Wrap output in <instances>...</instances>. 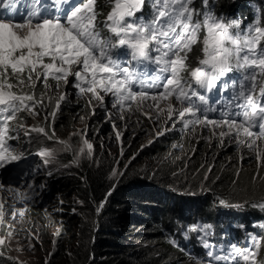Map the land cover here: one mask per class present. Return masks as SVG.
Listing matches in <instances>:
<instances>
[{
	"label": "clouds",
	"instance_id": "clouds-1",
	"mask_svg": "<svg viewBox=\"0 0 264 264\" xmlns=\"http://www.w3.org/2000/svg\"><path fill=\"white\" fill-rule=\"evenodd\" d=\"M81 2L71 0L73 5ZM192 7L200 13L195 18L202 20L205 11L203 0H194ZM208 10L227 19H240L241 29L253 23L257 15L264 25V0H209ZM96 11L97 28L107 38L110 33L103 21L110 11L108 0H97ZM150 14L151 8L145 0L143 11L138 12L137 17L148 19ZM204 34L202 30L201 41ZM201 48L202 43H198L189 53L188 63L191 67L197 66L198 58L202 57ZM238 77L239 73L234 70L226 79ZM73 84L74 78L70 77L67 86L61 85L58 91L45 93L44 106L36 107L38 114L21 111L14 120L9 121L8 136L12 138L7 143L22 154V159L0 172V182L5 184V188H19L31 199L13 200L12 193L0 190V199L6 205L14 203L17 211L14 218V209H5L4 222L0 225V237L5 238V244L0 245V264H55V254L60 252L62 243L60 238L67 232L63 230V221L68 223V215L79 214L84 207L81 198H72V194L69 198L65 197V201L57 203L52 184L66 174H76V170L86 165H100L109 155L114 160L107 177L113 178L101 198L93 199L95 228L90 242L94 243L96 234L103 231L99 215L107 211L108 199L117 186L116 182L122 179L126 171H132L138 180L133 185L141 187L135 229L141 231V242L146 251L144 256L140 252L134 253L131 258L117 264H223L209 257V251L214 256L226 255L230 245L241 249L252 248L251 237L264 238V208L259 206L264 204V178L257 190H254L255 183L251 185L248 178V169L253 168L254 179L264 166L259 164L253 152L237 147L234 141L227 138L222 145L219 136L213 135L210 130L211 126L185 128L176 117L168 120L164 114H160L157 119L154 110L149 111L147 107L138 110L134 104L131 110L127 106L123 110L114 108L110 95H105L103 106L94 99L89 103L90 94L78 95ZM43 92V84L38 83L36 95ZM60 92L66 93L67 99L56 110L55 99ZM49 95L52 96L51 103ZM223 95L230 98V90ZM220 97L218 85L216 91L210 94V103L215 104ZM173 104L178 106L175 101ZM53 111L55 117L52 116ZM80 114L83 120L72 124L76 132L69 133L67 139L60 135L71 127L70 122L75 115L80 117ZM209 118H218V113H210ZM84 122L86 127L79 131ZM33 127H44L48 136L54 133V138L50 140L44 134L31 131ZM78 132L84 136L92 135L93 138L88 140L94 150L92 157L81 155L76 161L78 149L83 146L79 140L84 138L83 135L76 136ZM59 140L68 141L70 150H63V146L56 142ZM159 141L160 144L153 150L148 149ZM117 145L122 152L116 149ZM44 148L55 150V156L48 164H44L43 158L38 155ZM147 162L154 164L157 169L164 165L160 168V176L154 172L144 174ZM167 165L170 167L167 168ZM193 165L206 167L201 177L189 174ZM229 165H235L238 182L231 192H221L215 188V180ZM215 166L221 168L209 183L210 169ZM166 170L167 177L161 178ZM27 185L32 187L28 188ZM221 200L226 204H221ZM20 209L24 210L23 216L18 214ZM86 216L85 212L82 213L84 220ZM149 228L154 229L150 231ZM202 237L213 247L205 248L201 243ZM17 242L20 247L26 245L34 251L35 261L16 258L18 254L13 253L9 245ZM46 242L50 243L49 248L45 247ZM138 242V239L135 240V243ZM77 250V256L67 254L60 258L62 261L58 264H105L106 257L102 251L89 249L88 256L84 258V252L78 247ZM257 264H264V245L259 249Z\"/></svg>",
	"mask_w": 264,
	"mask_h": 264
},
{
	"label": "snow or ice",
	"instance_id": "snow-or-ice-1",
	"mask_svg": "<svg viewBox=\"0 0 264 264\" xmlns=\"http://www.w3.org/2000/svg\"><path fill=\"white\" fill-rule=\"evenodd\" d=\"M108 2L110 11L103 23L110 35L105 38L97 28V0L77 5L71 0H0V172L22 159L7 143L12 138L9 121L21 111L38 114L36 107L44 106L45 93L67 86L70 77L78 95L90 94L89 103L94 99L103 106L105 95H110L114 108L131 110L134 104L138 110H154L157 119L160 114L168 120L176 117L185 128L211 126L222 145L225 138L234 141L264 166V25L260 16L241 29L240 19L209 11V0H203L202 20L195 18L200 13L192 7L194 0H147L148 19L137 17L145 0ZM198 43H202V57L191 67L189 53ZM234 70L239 77L226 79ZM38 83L45 90L39 96L35 93ZM218 85L221 97L210 103ZM229 90L227 98L223 93ZM66 99L67 94L60 92L55 109ZM48 100L51 103V95ZM210 113H218V118H209ZM31 131L54 138L44 127ZM56 142L63 150L71 148L68 141ZM82 145L76 161L81 155H93L94 146L87 138ZM38 155L48 164L55 150L44 148ZM0 190L12 193L13 200L31 199L19 188H5L3 182ZM6 207L14 209V218L17 215L14 203L6 205L0 199V225ZM18 214L23 216L24 210ZM251 239L252 248L230 245L226 255L214 256L212 251L208 255L223 264H257L264 238ZM201 243L213 247L203 237ZM4 244L5 238L0 237V245Z\"/></svg>",
	"mask_w": 264,
	"mask_h": 264
},
{
	"label": "trees",
	"instance_id": "trees-1",
	"mask_svg": "<svg viewBox=\"0 0 264 264\" xmlns=\"http://www.w3.org/2000/svg\"><path fill=\"white\" fill-rule=\"evenodd\" d=\"M158 144H160V141L155 142L148 149L153 150ZM113 160L114 157L109 155L107 160H103L98 166L95 164L86 165L76 170V174H66L53 182L52 189L56 196L54 200H57V203L65 201V197L69 198L72 194V198H81V203L84 207L79 214L68 215V223L65 220L63 221V230L67 232L60 238L62 243L60 252L57 251L55 254V264H58L59 259L67 254L72 257L77 256L75 253V251H78L77 247L84 252V258L88 256L89 249L102 251L106 257L105 264L120 263L126 258H131L134 253L140 252L142 256L146 254L145 247L141 242L142 233L135 229V213L139 211L138 208L140 207L138 197L141 194L139 191L141 187L133 185L138 180L132 171H126L121 176L122 179L116 182L117 186L113 188L108 199L107 211L103 213L104 215H99L103 231H99L96 234L94 243L90 242L91 233L95 228L93 225L95 219L94 208L92 207L93 199L101 198L102 194L109 188V184L111 185L113 177H107V172L111 170L109 167ZM162 166L164 165H160V168H163ZM169 167L170 165H167V168ZM160 168L157 169L154 164L147 162L144 174L148 175L150 172H154L155 175L160 176L162 172V170L160 172ZM205 168V166L198 167V165H193L189 174L201 177ZM220 168V166H215L210 169V177L207 182L210 183ZM252 171L253 168L248 169V178H250L251 185L255 183L254 190H257L262 186L264 167L261 169L262 172L260 171L254 179L252 178ZM235 172V165L226 167L221 172L220 177L216 178L215 188L221 192H231V189L238 182L237 178H235ZM167 175L168 170L161 175V178L162 176L167 177ZM84 212L87 215L85 220L82 217ZM153 229L149 228L150 231ZM137 239L139 242L135 243Z\"/></svg>",
	"mask_w": 264,
	"mask_h": 264
},
{
	"label": "rangeland",
	"instance_id": "rangeland-1",
	"mask_svg": "<svg viewBox=\"0 0 264 264\" xmlns=\"http://www.w3.org/2000/svg\"><path fill=\"white\" fill-rule=\"evenodd\" d=\"M81 115V114H80ZM81 120H83V115H81L80 117L78 116V115H75V117L71 120V122H70V124H71V127L70 128H67V129H65V132L64 133H60V135H62V136H64L66 139L69 137L68 135H69V133H71V132H76V128L74 129V127H73V125L72 124H76V123H79ZM86 123L84 122V126H82L80 129H79V131H83V129H84V127H86ZM77 126V125H76ZM79 135H83L81 132H78V133H76V136H79ZM84 136V135H83ZM105 136V135H104ZM89 137V138H88ZM84 138H87V139H92L93 137H92V135H89V136H84ZM107 138H110L109 136H107ZM83 139V138H82ZM82 139L81 140H79L80 141V143L82 144ZM89 141V140H88ZM90 143H91V141H89ZM118 151H120L119 149H118V145H117V148H116ZM120 152H122V151H120ZM50 245V243L49 242H46V244H45V247H50L49 246ZM9 247H10V250H11V248L13 249V253H16V254H18L17 256H16V258H20L21 259V257H23L25 260H29V261H35V258H36V255H35V253H34V251L31 249V248H28L26 245H23V246H19V243L17 242V243H14V244H12L11 243V245H9ZM34 255V256H33ZM22 258V259H23ZM62 261V259H59V262H61ZM39 263V262H38Z\"/></svg>",
	"mask_w": 264,
	"mask_h": 264
}]
</instances>
